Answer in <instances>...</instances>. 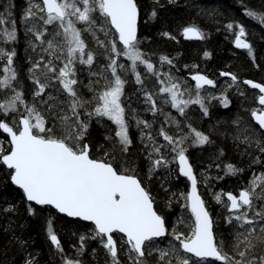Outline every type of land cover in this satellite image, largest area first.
<instances>
[{
  "label": "snow or ice",
  "instance_id": "1",
  "mask_svg": "<svg viewBox=\"0 0 264 264\" xmlns=\"http://www.w3.org/2000/svg\"><path fill=\"white\" fill-rule=\"evenodd\" d=\"M169 5L190 17L175 29ZM217 16L191 0L0 3V264H264V78L144 46L153 22L177 42L223 31L264 71V0Z\"/></svg>",
  "mask_w": 264,
  "mask_h": 264
},
{
  "label": "trees",
  "instance_id": "2",
  "mask_svg": "<svg viewBox=\"0 0 264 264\" xmlns=\"http://www.w3.org/2000/svg\"><path fill=\"white\" fill-rule=\"evenodd\" d=\"M4 0H0V3H3ZM17 4V8L19 9L20 6L24 4V0H15ZM192 3L200 4L201 6H205L207 4L208 7H217L220 10V16H217V19L223 18L225 14H232L235 15L237 8L239 7V0H213V3H207V0H191ZM180 3H185V0H180ZM171 11L167 13V16L172 19V27L175 29L181 20L179 16L183 15L185 19L190 18L188 13L181 12L178 8H172L169 5ZM19 14V12L17 13ZM192 15H196L195 12L191 13ZM199 19V17H197ZM168 21H166L167 23ZM155 24V22H153ZM153 24H150L144 34L152 35L153 42L145 41L144 46L149 49H160L167 51L170 54H175L177 52H182L183 54L179 57L180 62L193 64H199V70L206 71L209 74L213 75L217 79H221L218 75V69L222 67H229L233 71H237L242 77L243 76H250L253 78H264V71L256 68L253 63L251 62L250 58L247 56L246 52L235 50L232 46V43L226 39V36L223 31L216 32L213 31V35L209 37L206 41H186L182 38L180 41H171L167 39L160 38L156 33L158 31L157 27H154ZM219 27V25H216ZM259 33V26H256L255 29ZM256 39L258 40L259 37L257 36ZM207 48L213 51V56L210 58L203 57V50ZM258 50L260 49V44L257 43ZM35 55L34 53H31ZM25 51L23 48L20 49V56L23 59L25 57ZM258 57L262 66H264V50L258 51ZM195 70V69H194ZM187 72V69L184 70ZM133 134L137 137L138 140V132L133 129ZM200 154L194 152L193 158L194 163H198V159H196ZM233 159L239 160L240 157L238 155L234 156ZM185 178L180 176V186L183 187ZM238 181L235 177L231 179H227L226 186L228 188H232L234 185H237ZM213 208L218 213H223L224 209L217 207L213 204ZM172 214V219L175 220L177 215L180 214L181 209L177 204L174 209H170ZM6 224V220L0 215V228H2ZM28 229L30 231H35L37 229L36 224H29ZM218 230H224V226L221 225ZM2 235V233H0ZM34 238L37 240V243L41 246H45L44 243V236L43 233L40 232L38 235H35Z\"/></svg>",
  "mask_w": 264,
  "mask_h": 264
},
{
  "label": "water",
  "instance_id": "3",
  "mask_svg": "<svg viewBox=\"0 0 264 264\" xmlns=\"http://www.w3.org/2000/svg\"><path fill=\"white\" fill-rule=\"evenodd\" d=\"M183 40H185L184 38H182ZM186 41H196V40H186ZM232 46H233V48L235 49V50H240V49H237L233 44H232ZM241 51H245V50H241ZM182 176V175H181ZM183 177V176H182ZM184 178V177H183Z\"/></svg>",
  "mask_w": 264,
  "mask_h": 264
},
{
  "label": "flooded vegetation",
  "instance_id": "4",
  "mask_svg": "<svg viewBox=\"0 0 264 264\" xmlns=\"http://www.w3.org/2000/svg\"><path fill=\"white\" fill-rule=\"evenodd\" d=\"M196 41H198V40H196ZM238 51H241V50H238ZM243 52H246V51H243Z\"/></svg>",
  "mask_w": 264,
  "mask_h": 264
}]
</instances>
